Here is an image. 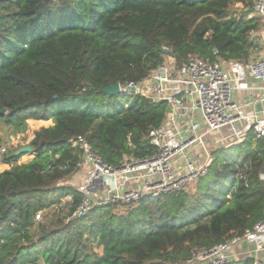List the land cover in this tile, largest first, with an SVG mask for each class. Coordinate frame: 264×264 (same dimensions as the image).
Returning a JSON list of instances; mask_svg holds the SVG:
<instances>
[{
    "label": "trees",
    "instance_id": "16d2710c",
    "mask_svg": "<svg viewBox=\"0 0 264 264\" xmlns=\"http://www.w3.org/2000/svg\"><path fill=\"white\" fill-rule=\"evenodd\" d=\"M262 26L254 0H0V264H183L260 222L264 138L252 131L216 148L191 188L78 218L70 183L81 155L69 140L85 136L112 166L153 154L166 104L103 89L141 81L168 56L176 68L249 62L264 48Z\"/></svg>",
    "mask_w": 264,
    "mask_h": 264
},
{
    "label": "built area",
    "instance_id": "2783aa9c",
    "mask_svg": "<svg viewBox=\"0 0 264 264\" xmlns=\"http://www.w3.org/2000/svg\"><path fill=\"white\" fill-rule=\"evenodd\" d=\"M254 12L262 18L260 37L264 42V0H254ZM164 50L168 51L166 47ZM260 53L249 62L197 58L180 68L164 63L141 81L118 83L121 95L137 94L153 102H164L167 116L161 126L149 133L154 153L144 158H125L117 166L105 162L85 136L69 140L71 146L80 150L79 170L86 171L77 186L82 198L72 218L82 217L96 206L129 205L141 198L187 190L191 183L208 174L216 148L243 142L250 131L255 138H264V116L249 109L250 105L263 104L264 96L253 102L243 96V92L256 89L249 78L259 82L264 90V48ZM6 150V145L0 148V160ZM261 179L264 180V170ZM73 200L72 194L64 197L59 206L39 212L36 220H41L44 212H58ZM240 260L264 264V218L241 235L193 252L183 264Z\"/></svg>",
    "mask_w": 264,
    "mask_h": 264
},
{
    "label": "rangeland",
    "instance_id": "374dc122",
    "mask_svg": "<svg viewBox=\"0 0 264 264\" xmlns=\"http://www.w3.org/2000/svg\"><path fill=\"white\" fill-rule=\"evenodd\" d=\"M237 7H240V6H235L234 8L236 9ZM238 10V9H237ZM261 52V51H260ZM260 52H255L254 53V55H253V57L254 58H257V57H259L260 55H261V53ZM253 58V59H254ZM165 63L168 65V66H172L173 65V59H172V57L171 56H168L167 58H166V61H165ZM11 132V131H10ZM5 127L2 129V135L4 136V137H7V136H10V133ZM220 132L221 131H219V132H216L217 133V135H218V133L220 134ZM222 132L223 133H225V131L224 130H222ZM85 175H86V171L84 170V169H82V170H80L79 171V173H77L74 177H73V179H72V181H71V183L70 184H72V186H74V187H77V186H79L82 182H83V179L85 178ZM66 184H69V182H65ZM194 185V183H191L190 185H189V188H191L192 186ZM188 188V189H189ZM121 210H123V208H121V207H117V211H121ZM50 214H52V212H49Z\"/></svg>",
    "mask_w": 264,
    "mask_h": 264
},
{
    "label": "crops",
    "instance_id": "0c3cea01",
    "mask_svg": "<svg viewBox=\"0 0 264 264\" xmlns=\"http://www.w3.org/2000/svg\"><path fill=\"white\" fill-rule=\"evenodd\" d=\"M249 80H250L251 84L256 87V89L243 92V96H245V98H248L249 101L251 100L253 102V100H255L256 98H258L260 96H264V90L260 88V83L257 82L256 80H254L253 78H249ZM258 105L256 107L250 105L249 109L257 110L260 112V115L264 116V107L260 108V107H258Z\"/></svg>",
    "mask_w": 264,
    "mask_h": 264
},
{
    "label": "water",
    "instance_id": "95a60500",
    "mask_svg": "<svg viewBox=\"0 0 264 264\" xmlns=\"http://www.w3.org/2000/svg\"><path fill=\"white\" fill-rule=\"evenodd\" d=\"M166 54L167 55H170V51H166ZM134 91V90H132ZM103 92L106 93V94H109V95H116V94H119L120 93V87H119V84H113V85H109L107 87H105L103 89ZM258 107H264V103L263 104H259ZM1 112H5V110H2ZM31 151V146H25V147H21L19 150H17L15 152L16 155H20V154H23V153H29Z\"/></svg>",
    "mask_w": 264,
    "mask_h": 264
}]
</instances>
